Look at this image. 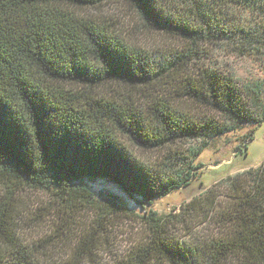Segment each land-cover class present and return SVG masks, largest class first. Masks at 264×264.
<instances>
[{
  "label": "trees",
  "instance_id": "trees-1",
  "mask_svg": "<svg viewBox=\"0 0 264 264\" xmlns=\"http://www.w3.org/2000/svg\"><path fill=\"white\" fill-rule=\"evenodd\" d=\"M122 3L172 47L130 43ZM259 17L264 0H0V264H100V237L116 212L147 231L117 264H264L263 162L173 214L100 208L86 187L105 180L150 206L188 184L189 160L209 140L260 124L257 83L196 61L221 45L264 51ZM129 146L155 152V161ZM24 187L51 190L65 228L20 239ZM79 218L90 222L72 240Z\"/></svg>",
  "mask_w": 264,
  "mask_h": 264
},
{
  "label": "rangeland",
  "instance_id": "rangeland-1",
  "mask_svg": "<svg viewBox=\"0 0 264 264\" xmlns=\"http://www.w3.org/2000/svg\"><path fill=\"white\" fill-rule=\"evenodd\" d=\"M118 8L119 17L127 24L121 32L130 43L140 44L152 50L172 47V37L143 26L134 11L125 4H120ZM258 21L264 24L263 18L262 22L260 17ZM196 61L198 65L204 61L205 64L228 71L240 82L254 81L257 83L261 89L264 107L263 50L260 53L250 54L234 49L230 45H221L216 46L215 49L209 47L203 58ZM246 134L249 136L248 140L243 139ZM197 145L198 141H186L185 148ZM129 147H131L133 155L140 156L139 158L144 162L155 161V152H142L133 146ZM189 161V164L194 167L192 170L194 176L188 181V184L171 190L165 196L154 200L150 206H141L126 198L117 187L105 180L87 182L86 187L100 208L124 205L126 213L132 211L135 215L142 214L144 210L149 209L160 215L178 213L180 205L202 194L211 184L228 175L264 163V120L260 124H246L242 128L209 140L203 151ZM115 197L122 200L121 204L112 200ZM17 200L20 204L21 214H23L22 220L17 223V229L20 239L24 242L31 243L56 234L55 230L58 224H62L65 228L66 223L62 220L64 218L61 215L62 210L57 205L58 199L51 190H33L24 187L19 190ZM55 214L57 217H54ZM78 222L80 225L74 226L73 233L67 234L73 238L72 240H77L82 236L81 229L87 227L90 221L79 218ZM146 233V227L134 214L116 212V216L109 221L107 232L100 237L102 238L101 250L98 254L100 264H117V261L123 259L128 251L132 250L134 245L139 242V238Z\"/></svg>",
  "mask_w": 264,
  "mask_h": 264
}]
</instances>
